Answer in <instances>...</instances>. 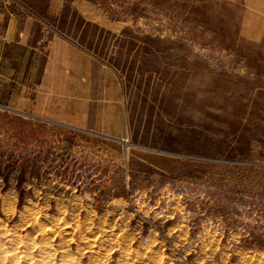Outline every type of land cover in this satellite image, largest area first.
Listing matches in <instances>:
<instances>
[{
  "label": "rangeland",
  "instance_id": "374dc122",
  "mask_svg": "<svg viewBox=\"0 0 264 264\" xmlns=\"http://www.w3.org/2000/svg\"><path fill=\"white\" fill-rule=\"evenodd\" d=\"M0 15V264H264V0Z\"/></svg>",
  "mask_w": 264,
  "mask_h": 264
},
{
  "label": "crops",
  "instance_id": "0c3cea01",
  "mask_svg": "<svg viewBox=\"0 0 264 264\" xmlns=\"http://www.w3.org/2000/svg\"><path fill=\"white\" fill-rule=\"evenodd\" d=\"M0 17H1V15H0ZM15 23H16L15 19H13V18H10V19L7 20V25H9L10 27L16 25ZM20 26H22V23H19V27Z\"/></svg>",
  "mask_w": 264,
  "mask_h": 264
},
{
  "label": "bare ground",
  "instance_id": "6f19581e",
  "mask_svg": "<svg viewBox=\"0 0 264 264\" xmlns=\"http://www.w3.org/2000/svg\"><path fill=\"white\" fill-rule=\"evenodd\" d=\"M16 251H17V250H16ZM10 252H11V251H10ZM5 256H6V257H4V256H3V257H4V259L2 258L4 261H6L5 259H7V258H8V257H7V255H5ZM9 260H10V258H9ZM15 261H16V260H15ZM16 263H17V262H16Z\"/></svg>",
  "mask_w": 264,
  "mask_h": 264
}]
</instances>
